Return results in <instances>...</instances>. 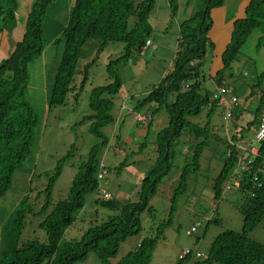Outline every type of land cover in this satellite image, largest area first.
<instances>
[{"label": "trees", "instance_id": "16d2710c", "mask_svg": "<svg viewBox=\"0 0 264 264\" xmlns=\"http://www.w3.org/2000/svg\"><path fill=\"white\" fill-rule=\"evenodd\" d=\"M57 1L67 0H30L11 52L0 59V198L11 187L15 170L31 154L38 117L26 97L27 68L28 63L39 58L45 50L46 12ZM223 1L199 0L194 13L179 23L172 68L133 107L134 112L145 108L148 114L147 121H140L147 129L145 137L148 135L151 121L161 109L166 116V123L159 128L155 136L156 158L141 181L138 201L121 204L111 199V194L102 188L110 197L104 199L99 195L97 202L100 206L115 211V214L105 222L92 224L81 238L65 240V231L73 224L76 214L85 205L86 198L94 192L97 193L99 182L106 175L104 165V175L97 178L96 173L99 163L102 162L98 159L99 147L107 142L101 128L114 122L113 99L121 87L120 78L114 68L120 62H127L132 51L146 49V42L153 31L149 15L155 5V0H69L66 24L59 37L52 41V44L59 41L64 43L47 102L48 110L65 104L67 94L77 90L74 84L76 75L82 76L79 90L74 95L76 98L86 84L89 68L95 60L94 58L90 62L80 63L87 41L99 42L97 53L108 43L122 42L125 44V53L107 64L106 71L113 81L91 89L90 112L78 123L89 122L88 131L99 138L100 143L93 145L86 160L77 166L67 197L54 203L52 190L64 164L75 156L73 145L67 154L57 161L53 172L46 173L48 180L42 191L44 197L40 208L34 207L30 194L24 195L17 204L15 223L20 227L19 231L23 228L27 216H39L41 220L38 227L44 231L45 240H16L11 247L2 250L0 264H84L91 252L95 253L100 264H148L157 240L172 223L179 199L186 192L190 178L207 164H211L213 156L220 164L215 167L217 173L211 181L214 199L217 200L226 191H232L226 186L242 154L240 144L243 141L236 140V135L229 136L227 133L225 136H218L212 133L210 121L218 103L212 98L213 92H206L202 86L201 64H194L196 61H202L208 46L214 47L209 40V34L213 32L215 25L213 14L220 9ZM168 3L170 18L174 19L178 13L179 0H169ZM16 4L17 0H0V22H3L4 26L15 21ZM254 29L261 31L258 38L260 46L264 44V0H249L243 8L242 16L232 21L230 37L220 53L221 66L209 75L214 86L233 87L232 64ZM226 75L230 80H226ZM238 97L240 98L239 94ZM256 97L258 104L253 111V121L247 125L248 129L251 123L255 127L258 125L260 109L264 104V71L256 75L249 93L245 94L248 101ZM248 107V103H240L234 109L233 116L237 117ZM204 109L206 119L202 123L191 120ZM186 136L192 138L193 143L183 152L182 165L177 166V145L179 139H185ZM210 137L214 138L216 147H212L205 155L208 160L206 161L202 155L204 150H207ZM257 147L258 153L250 171H242L241 185L247 193L242 194V200L245 202L241 200V231L224 230L216 235L204 257L196 258L189 253L183 259L177 258L175 264H264V246L249 237L264 217V175L258 170L264 164V140L259 142ZM174 166H177L179 173L177 184L170 196L167 219L158 224L154 229L155 234L143 237L132 251L112 262L111 258L117 255L119 245L128 236L140 232V214L152 210L148 206L149 199L157 193L163 177ZM252 172H255V175ZM255 176L262 182L261 187L257 186ZM39 196L40 193L37 197ZM214 222L220 224L219 220Z\"/></svg>", "mask_w": 264, "mask_h": 264}, {"label": "rangeland", "instance_id": "374dc122", "mask_svg": "<svg viewBox=\"0 0 264 264\" xmlns=\"http://www.w3.org/2000/svg\"><path fill=\"white\" fill-rule=\"evenodd\" d=\"M68 3L69 0L57 1L48 9L44 21L47 42L45 50L39 58L28 63L26 97L36 112L38 121L31 154L15 170L11 187L0 198V259L2 250L11 247L16 240L26 241L34 238L45 240L44 231L38 227L41 220L39 216H27L23 228L19 231L20 227L15 223L17 204L24 195L30 194L34 207L40 208L44 197L42 191L48 180L46 173L53 172L57 161L65 156L73 145L75 156L64 164L52 190L54 203L67 197L77 166L86 160L90 148L100 143V139L88 131L89 122L78 123L90 112L91 89L113 81L106 71L107 64L125 53V44L122 42L108 43L101 52L97 53L99 42L87 41L82 50L80 63L90 62L94 58L95 60L89 68L86 84L76 98L74 95L78 92L82 79L80 74L76 75L74 84L77 90L67 94L65 104L48 110L47 102L64 43L59 41L52 44V41L59 37L66 24ZM246 3L248 0H230L226 3L229 6L227 17L229 22L222 28L213 27L209 40L214 47L208 46L202 61L194 62L195 65L201 64L200 78L206 92L215 90L216 86L209 75L221 66L220 53L230 37L232 21L242 16ZM29 4L30 0H17L15 21L5 26L0 22V59L11 52ZM168 4V0H155L154 8L149 15L153 27L149 38L151 44H146L147 47L143 51H132L127 62H120L114 68L120 78L121 87L113 99L114 122L101 128L107 137V142L99 147L98 159L103 162L106 175L99 184L111 194V199L121 204L138 201L141 181L156 158L154 143L156 133L166 123L165 112L161 109L151 121L148 135L145 137L147 129L145 124L143 126L140 124V121H147L148 114L145 108L134 112L133 107L172 68L178 42V25L190 16L187 11L179 10L176 17L171 19ZM131 22L129 28L132 26ZM260 35L259 29H254L249 34L232 64V81L234 86L240 88L237 89L240 103H248L249 107L237 117L233 116L226 128L229 136L236 135V140L251 142L254 147L258 146V142L253 140L254 128L248 129L247 125L253 121V111L258 104V98L248 101L245 99L244 89L255 82L258 73L264 71V44L258 46ZM225 78L230 80L228 75ZM205 119L206 109L197 117L191 118L192 121L200 123ZM224 124L223 107L217 105L210 121L212 133L225 136ZM240 129L244 130L237 132ZM186 138L179 139L177 145V161H175L177 166L182 165L183 152L193 143L192 138L188 136ZM142 143L145 145L142 146ZM212 147L215 149L216 143L214 138L210 137L207 150H204L202 155L203 159H206L205 155L212 150ZM210 161L211 164L207 165L203 162L206 167L190 178L186 192L179 199L172 223L164 229L157 240L148 264H175L178 254L185 249H194L204 256L217 234L224 230L241 231L242 193L234 190L226 191L215 200L211 181L217 173L215 167L219 164L214 156ZM121 164L124 165L120 167ZM177 166L163 177L157 193L150 197L148 206L152 210L140 214V232L128 236L119 245L117 255L111 258L112 262L132 251L143 237L155 234L154 229L167 219L170 196L178 179ZM98 196L99 194L94 192L86 198L85 205L76 214L73 224L65 231V240L81 238L92 224L105 222L115 214V211L98 204ZM214 220H219L220 224H216ZM192 227H194L193 231H191ZM187 231H191L190 234H187ZM249 237L264 246V217ZM84 264H100V262L95 253L91 252Z\"/></svg>", "mask_w": 264, "mask_h": 264}, {"label": "built area", "instance_id": "2783aa9c", "mask_svg": "<svg viewBox=\"0 0 264 264\" xmlns=\"http://www.w3.org/2000/svg\"><path fill=\"white\" fill-rule=\"evenodd\" d=\"M146 44H149V40L146 42ZM231 89H233L230 86H222V87H215V90L212 93V98L217 100L218 105H221L223 107V119L225 122V130L227 131V124L232 121L233 118V111L234 109L239 105V99L237 95H234L231 92ZM227 135V132L225 133ZM253 140L256 142H261L264 140V104L260 109L259 113V120L258 125L254 127V137ZM240 149L242 150L241 156L238 158V161L236 163V166L232 170L231 177L228 181V184L226 186L227 189L238 191L240 193H247L246 189L241 185V179H242V171H250V166L253 162V157H255L258 153V149L256 147L252 146L251 142L248 143H242L240 144ZM259 172L264 175V164L261 166V168L258 169ZM104 173L103 170L99 171L98 177H101ZM255 181L257 180V177H254ZM258 181V180H257ZM239 182V183H238ZM261 183L258 182L257 186L261 187ZM253 193V192H251ZM104 196H109V193L106 192ZM194 230V227L191 228V231ZM189 233V232H188ZM190 252L189 249H187L186 255ZM196 255H200V253H196Z\"/></svg>", "mask_w": 264, "mask_h": 264}, {"label": "crops", "instance_id": "0c3cea01", "mask_svg": "<svg viewBox=\"0 0 264 264\" xmlns=\"http://www.w3.org/2000/svg\"><path fill=\"white\" fill-rule=\"evenodd\" d=\"M198 1L199 0H179V7H178V11L179 10H181V11H183V12H185V11H187L188 12V14L191 16L193 13H194V11H195V9H196V7H197V4H198ZM230 0H224L223 1V4H222V6L220 7V9H218L217 10V12L216 13H214L213 15H214V18H215V25L214 26H218L219 28H222L224 25H225V23H227V22H229L228 21V19H227V17H228V8H229V6L226 4L227 2H229ZM233 1H238V0H233ZM249 1V0H248ZM168 2H169V0H168ZM66 5V4H65ZM169 5V4H168ZM190 16H188V17H190ZM187 17V18H188ZM235 19V18H234ZM149 44H151V42L149 41ZM148 44V45H149ZM253 84V83H252ZM251 85V84H250ZM250 85L249 86H247L246 87V89H244L245 90V94H247V93H249V91H250ZM222 86V85H221ZM232 90H233V92L237 95V97H238V91H237V89L238 90H240V88L239 87H236V86H234V82H233V84H232ZM216 87H219V86H216ZM236 89V90H235ZM243 89V88H242ZM243 93V94H244ZM244 94V95H245ZM238 99H239V97H238ZM239 103H240V100H239ZM241 104L243 105V103L241 102ZM257 107V106H256ZM255 127V125H251L250 126V128L252 129V128H254ZM224 130H225V126H224ZM227 131L225 130V133H226ZM137 133V132H136ZM220 163V162H219ZM220 165V164H219Z\"/></svg>", "mask_w": 264, "mask_h": 264}, {"label": "bare ground", "instance_id": "6f19581e", "mask_svg": "<svg viewBox=\"0 0 264 264\" xmlns=\"http://www.w3.org/2000/svg\"><path fill=\"white\" fill-rule=\"evenodd\" d=\"M222 86H225V85H222ZM222 86H219V87H222ZM219 87H217V88H219ZM231 92L234 94V95H236L234 92H233V90L231 89ZM256 149H258V147H256ZM253 160H254V157H253ZM238 161V160H237ZM100 170H103L104 171V168H103V164H102V162H100L99 163V165H98V168H97V173H96V176H97V178H101L103 175H104V173H105V171H104V173L102 174V176L101 177H98V174H99V171ZM248 173V172H247ZM252 173H254L253 175H255V172H252ZM258 182H260V181H258ZM260 183H262V182H260ZM261 185V184H260ZM97 193L100 195V197H102V198H104V199H106V198H109L110 197V195L109 196H104L105 194H106V191H104L101 187H99V189H98V191H97ZM189 232V233H188ZM190 232L191 231H187V234H190ZM190 250V255H194L195 257H197V258H200V257H204L201 253H200V255L198 256V255H196V253L198 252V251H196V250H192V249H189ZM186 252H187V249H185V250H182L179 254H178V256H177V258L178 259H183L184 257H186L187 255H186ZM199 253V252H198Z\"/></svg>", "mask_w": 264, "mask_h": 264}]
</instances>
